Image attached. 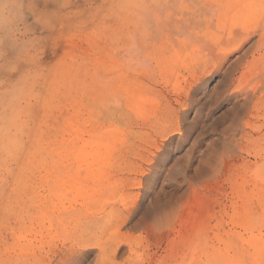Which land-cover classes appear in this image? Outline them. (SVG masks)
Instances as JSON below:
<instances>
[{
	"label": "rangeland",
	"instance_id": "rangeland-1",
	"mask_svg": "<svg viewBox=\"0 0 264 264\" xmlns=\"http://www.w3.org/2000/svg\"><path fill=\"white\" fill-rule=\"evenodd\" d=\"M42 6L0 264H264V0Z\"/></svg>",
	"mask_w": 264,
	"mask_h": 264
},
{
	"label": "clouds",
	"instance_id": "clouds-1",
	"mask_svg": "<svg viewBox=\"0 0 264 264\" xmlns=\"http://www.w3.org/2000/svg\"><path fill=\"white\" fill-rule=\"evenodd\" d=\"M52 15L42 0H0V86L10 113L29 83L28 52Z\"/></svg>",
	"mask_w": 264,
	"mask_h": 264
},
{
	"label": "bare ground",
	"instance_id": "bare-ground-1",
	"mask_svg": "<svg viewBox=\"0 0 264 264\" xmlns=\"http://www.w3.org/2000/svg\"><path fill=\"white\" fill-rule=\"evenodd\" d=\"M199 16H200V15H199ZM199 16H198V17H199ZM198 22H199V21H198ZM262 29H263V34H262V36H264V27H263ZM210 34H211V33H210Z\"/></svg>",
	"mask_w": 264,
	"mask_h": 264
}]
</instances>
